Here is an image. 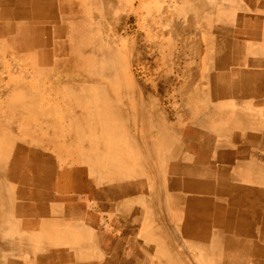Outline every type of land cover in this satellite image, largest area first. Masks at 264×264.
<instances>
[{"label":"crops","instance_id":"1","mask_svg":"<svg viewBox=\"0 0 264 264\" xmlns=\"http://www.w3.org/2000/svg\"><path fill=\"white\" fill-rule=\"evenodd\" d=\"M200 1L0 0V264H264V0Z\"/></svg>","mask_w":264,"mask_h":264},{"label":"bare ground","instance_id":"2","mask_svg":"<svg viewBox=\"0 0 264 264\" xmlns=\"http://www.w3.org/2000/svg\"><path fill=\"white\" fill-rule=\"evenodd\" d=\"M198 1H200V0H198ZM247 1H248V0H247ZM139 2H140V0H139ZM185 2H186V1H185ZM196 2H197V1H196ZM244 2H245V1H244ZM259 2H260V0H259ZM161 3H162V2H161ZM191 3H192V1H191ZM198 3H199V2H198ZM200 3H201V1H200ZM247 3H248V2H247ZM258 4H259V3H258ZM211 5H213V4H211ZM191 6H192V5H191ZM196 6H197V5H196ZM167 8H168V7H167ZM210 9H211V7H210ZM205 10H206V9H205ZM260 10H261V9H260ZM150 11H151V10H150ZM203 11H204V10H203ZM208 11H209V10H208ZM156 12H157V10H156ZM167 12H168V11H167ZM167 12H166V13H167ZM209 12H211V11H209ZM255 12H256V11H255ZM258 12H259V11H258ZM160 13H161V12H160ZM221 13H222V11H221ZM253 13H254V12H253ZM259 13H260V12H259ZM163 14H164V13H163ZM219 14H220V13H219ZM224 14H227V13H224ZM251 14H252V13H251ZM263 14H264V13H263ZM222 15H223V13H222ZM195 16H196V14H195ZM223 16H224V15H223ZM236 16H237V15H236ZM230 17H231V16H230ZM242 17H243V16H242ZM200 18H201V17H200ZM235 18H236V17H235ZM71 19H72V18H71ZM244 19H245V18H244ZM195 20H196V19H195ZM199 22H200V21H199ZM241 22H242V21H241ZM236 23H237V22H236ZM238 23H239V22H238ZM61 24H63V23H61ZM198 24H199V23H198ZM245 24H246V23H245ZM242 25H243V24H242ZM156 26L158 27V25H156ZM221 26H223V25H221ZM240 26H241V25H240ZM51 27H52V26H51ZM165 27H167V26H165ZM230 27H231V26H230ZM232 27H233V26H232ZM244 27H245V26H244ZM49 28H50V26H49ZM163 29H164V28H163ZM165 29H166V28H165ZM159 30H160V29H159ZM167 31H169V30H167ZM241 31H242V30H241ZM10 32H11V31H10ZM239 32H240V31H239ZM244 32H247V31H245V29H244ZM248 32H249V31H248ZM51 33H52V32H51ZM51 33H50V34H51ZM37 34H39V32H38ZM162 34H163V33H162ZM198 36H199V35H198ZM245 36H246V35H245ZM52 37H53V35H52ZM177 37H178V36H177ZM233 37H234V36H233ZM162 38H163V37H162ZM210 38H211V37H210ZM235 38H236V37H235ZM229 39H230V38H229ZM231 39H233V38H231ZM0 40H1V39H0ZM230 41H231V40H230ZM230 41H228V42H230ZM118 42H119V41H118ZM210 42H211V41H210ZM0 43H1V42H0ZM115 43H116V41H115ZM174 43H175V42H174ZM174 43H173V44H174ZM210 44H211V43H210ZM213 44H214V43H213ZM165 47H166V46H165ZM174 47H175V46H174ZM3 48H4V47H3ZM213 48H214V47H213ZM4 49H5V48H4ZM68 49H69V48H68ZM160 49H161V48H160ZM71 50H72V48H71ZM227 50H228V48H227ZM90 51H91V50H90ZM223 51H224V50H223ZM7 52H8V51H7ZM124 52H125V51H124ZM237 52H238V50H237ZM237 52H236V53H237ZM8 53H9V52H8ZM14 53H15V51H14ZM86 53H87V52H86ZM98 53H99V52H98ZM106 53H107V52H105V54H106ZM27 54H28V53H27ZM83 54H84V53H83ZM107 54H108V53H107ZM124 54H125V53H124ZM210 54H211V53H210ZM227 54H229V53H227ZM234 54H235V53H234ZM13 55H14V54H13ZM94 55H95V54H94ZM16 57H17V56H16ZM18 57H19V56H18ZM106 57H107V56H106ZM97 58H98V57H97ZM99 58H100V57H99ZM99 58H98V59H99ZM23 59H24V58H23ZM33 59H34V58H33ZM33 59H32V62H34ZM27 60H28V59H27ZM15 61H16V60H15ZM222 61H223V60H222ZM18 62H19V61H18ZM35 62H36V61H35ZM14 63H15V62H14ZM199 63H200V62H199ZM7 64H8V63H7ZM12 65H13V64H12ZM54 65H55V64H54ZM1 66H3V65H1ZM1 66H0V67H1ZM9 67H10V66H9ZM98 67H99V66H98ZM7 68H8V67H7ZM223 68H225V67L223 66ZM9 69H10V68H9ZM31 69H32V68H31ZM98 69H99V68H98ZM12 70H13V69H12ZM84 70H85V69H84ZM105 70H107V69L105 68ZM108 70H112V69H109V68H108ZM210 70H212V68H210ZM213 70H214V69H213ZM220 70H222V68H221ZM223 70H224V69H223ZM4 71H5V70H4ZM113 71H114V70H113ZM2 72H3V71H2ZM106 73H107V72H106ZM113 73H114V72H113ZM211 73H212V72H211ZM8 74H9V73H8ZM36 74H37V73H36ZM212 74H213V73H212ZM212 74H211V75H212ZM104 75H105V74H104ZM1 77H2V76H1ZM107 77H108V76H107ZM2 78H3V77H2ZM211 79H212V78H211ZM236 80H237V79H236ZM237 81L239 82V80H237ZM238 82H237V83H238ZM214 86H215V85H214ZM214 86H213V87H214ZM214 89H215V88H213L212 91H213ZM221 90H222V89H221ZM86 91H87V90H86ZM214 91H215V90H214ZM218 91H220V89H219ZM223 92H224V91H223ZM214 94H215V93H214ZM214 94H213V95H214ZM217 94H218V93H217ZM81 113H82V112H81ZM80 116H82V114H81ZM104 118H105V117H104ZM101 119H102V117H101ZM105 120H106V119H105ZM103 121H104V119H103ZM106 121H107V120H106ZM103 124H105V122H104ZM105 127H106V126H105ZM105 132H106V131H105ZM0 160H1V158H0ZM131 212H132V211H131ZM136 212H137V211H136ZM134 213H135V212H134ZM129 215H130V214H129ZM224 223H225V222H224ZM224 225H225V224H224ZM145 236H146V235H145ZM147 236H149V235H147ZM71 237H72V236H71ZM65 238H66V236H65ZM75 238H76V237H75ZM73 239H74V237H73ZM234 240H235V239H234ZM236 240H237V239H236ZM66 241H67V240H66ZM73 241H74V240H73ZM73 241H72V242H73ZM75 241H76V240H75ZM72 242H71V243H72ZM64 243H65V242H64ZM245 243H246V242H245ZM245 243H244V245H245ZM249 243H250V242H249ZM249 243H247V244L249 245ZM74 244H75V243H74ZM250 244H251V243H250ZM219 246H220V245H219ZM245 246H246V245H245ZM251 247H252V246H251ZM223 250H224V249H223ZM223 250H222V251H223ZM226 250H227V249H226ZM210 252H211V251H210ZM223 253H224V252H223ZM218 255H219V254H218ZM256 255H257V256H260V255H258V254H256ZM256 255H255V256H256ZM167 256H168V255H167ZM212 256H213V255H212ZM216 256H217V254H216ZM216 256H215V257H216ZM223 256H225V255H223ZM207 257H209V256H207ZM247 257H248V256H247ZM198 259H199V258H198ZM209 259H210V257H209ZM239 263H240V262H239ZM197 264H198V263H197Z\"/></svg>","mask_w":264,"mask_h":264},{"label":"rangeland","instance_id":"3","mask_svg":"<svg viewBox=\"0 0 264 264\" xmlns=\"http://www.w3.org/2000/svg\"><path fill=\"white\" fill-rule=\"evenodd\" d=\"M230 2H234L235 0H229ZM230 11H233V10H230ZM235 11V10H234ZM229 14V19L231 18V17H233V12H230V13H228ZM231 16V17H230ZM235 16V15H234ZM236 18H237V16H236ZM236 20H238V18L236 19ZM6 160H8V159H6Z\"/></svg>","mask_w":264,"mask_h":264}]
</instances>
